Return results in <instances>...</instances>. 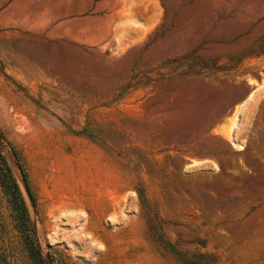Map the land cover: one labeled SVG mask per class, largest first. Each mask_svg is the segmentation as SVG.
Masks as SVG:
<instances>
[{"label": "rangeland", "instance_id": "obj_1", "mask_svg": "<svg viewBox=\"0 0 264 264\" xmlns=\"http://www.w3.org/2000/svg\"><path fill=\"white\" fill-rule=\"evenodd\" d=\"M0 155V264H264V0H0Z\"/></svg>", "mask_w": 264, "mask_h": 264}, {"label": "trees", "instance_id": "obj_2", "mask_svg": "<svg viewBox=\"0 0 264 264\" xmlns=\"http://www.w3.org/2000/svg\"><path fill=\"white\" fill-rule=\"evenodd\" d=\"M0 158L2 159V162L5 164V161L1 155H0ZM6 169L8 172L10 171L8 166H6ZM14 187H15V190L18 191V185L15 182H14ZM23 209H25V207Z\"/></svg>", "mask_w": 264, "mask_h": 264}]
</instances>
